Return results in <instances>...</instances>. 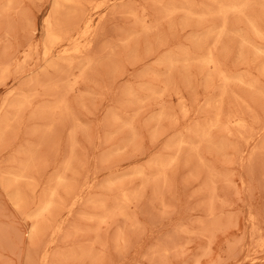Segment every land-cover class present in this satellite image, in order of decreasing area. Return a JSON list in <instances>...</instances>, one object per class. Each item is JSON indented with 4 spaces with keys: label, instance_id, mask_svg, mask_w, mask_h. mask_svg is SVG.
<instances>
[{
    "label": "rangeland",
    "instance_id": "obj_1",
    "mask_svg": "<svg viewBox=\"0 0 264 264\" xmlns=\"http://www.w3.org/2000/svg\"><path fill=\"white\" fill-rule=\"evenodd\" d=\"M57 1L0 0V264H264V0H94L46 57Z\"/></svg>",
    "mask_w": 264,
    "mask_h": 264
},
{
    "label": "bare ground",
    "instance_id": "obj_2",
    "mask_svg": "<svg viewBox=\"0 0 264 264\" xmlns=\"http://www.w3.org/2000/svg\"><path fill=\"white\" fill-rule=\"evenodd\" d=\"M92 1H93V3L95 2L94 0H92ZM96 1H98V0H96ZM105 1L108 2V0H105ZM110 1H112V0H110ZM93 3L91 1H88V0H58L57 1L56 9L54 8L55 11H54L53 15H51L45 21V26H46V30H47V31L45 30L47 32L45 35L48 36V39H47L48 43L45 46V56L46 57L53 56L55 54V52H57V51L62 53L63 56H70V55L73 56V55H77V54L79 55L83 52L84 49L93 45L92 42H94L93 40L95 37V36H93V33H94V29L96 27L95 26V24H96L95 16L98 14L97 11L101 7V4H95V3L93 4ZM106 5H107V3H106ZM65 6L75 7L76 12H77V14H75V17L72 18L71 22H69L67 26H64L62 23L63 21L61 22L58 18L59 15L57 16V13H60L61 9H63V7H65ZM105 7H107V6H105ZM101 12H102V10H101ZM95 13H97V14L95 15ZM101 16H103V15H101ZM71 17H73V16H71ZM65 23H67V22H65ZM94 35H95V33H94ZM47 36H46V38H47ZM83 42H85L84 45H82ZM91 48H92V46H91ZM84 53H86V52L84 51ZM56 55H57V53H56ZM56 58L60 59L59 57H56ZM62 59H63V57H62ZM46 209H47V207H46Z\"/></svg>",
    "mask_w": 264,
    "mask_h": 264
}]
</instances>
